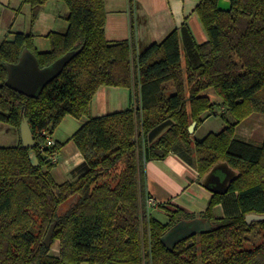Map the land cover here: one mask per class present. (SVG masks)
Returning a JSON list of instances; mask_svg holds the SVG:
<instances>
[{
    "label": "trees",
    "instance_id": "16d2710c",
    "mask_svg": "<svg viewBox=\"0 0 264 264\" xmlns=\"http://www.w3.org/2000/svg\"><path fill=\"white\" fill-rule=\"evenodd\" d=\"M20 1L29 5L33 25L47 0ZM58 1L67 8L68 27L47 33L49 50L36 51L31 32L0 43V122L19 134L26 119L34 142L0 147V264H264V220H246L264 215V139L235 135L242 120L264 115V0H228L229 12L217 9L218 0H199L193 12L204 42H196L184 21L139 54L129 40H106L104 0ZM24 48L40 67L79 51L29 98L4 85V63H16ZM103 86L127 88L129 107L91 117L93 96ZM206 90L221 102L212 103ZM215 107L224 108L225 126L194 139L189 125L195 121L197 130L216 115ZM65 116L84 120L69 139L83 160L58 183L52 158L62 144L46 143ZM166 120L172 125L149 143L148 133ZM170 153L193 166L198 181L218 162L236 177L197 214L162 205L168 220L161 222L146 204L145 165ZM217 205L222 216H215ZM196 218L209 230L171 250L165 246L170 227ZM55 243L57 255L51 253Z\"/></svg>",
    "mask_w": 264,
    "mask_h": 264
},
{
    "label": "crops",
    "instance_id": "0c3cea01",
    "mask_svg": "<svg viewBox=\"0 0 264 264\" xmlns=\"http://www.w3.org/2000/svg\"><path fill=\"white\" fill-rule=\"evenodd\" d=\"M198 2L199 0H104L106 12L105 38L111 42L129 40L132 43L134 52L139 54L150 44L161 41L170 31L186 21L192 30L196 42L202 43L207 38L206 33L197 15L193 12ZM20 3V0H0V43L6 39H11L13 33L21 31V29L20 31L19 29H13L16 22L19 21L20 7L29 17V6L26 4L21 6ZM44 5L40 9L33 25H30L27 19L28 32L34 35V47L38 52L50 49V43L46 37L48 32L54 30L58 33H64L68 27V24L66 26L63 21L60 22L58 27H55L54 24L55 29H50L49 23L41 24L42 21L47 20V17L53 18V14L55 23L57 18L66 19L67 14L65 9L61 11L59 6L61 4L59 3L55 4L54 7L51 6L54 8V12H49L47 10L48 6L43 9ZM27 8L28 10H26ZM22 24L20 22V28ZM37 26L41 28L40 31H37ZM21 32L27 33L25 31ZM129 105L130 96L127 88L103 86L93 96L90 105V116L98 117L125 110ZM65 118L63 119L64 121ZM76 121L78 127L84 122V120ZM78 127H76L75 131ZM73 133H71V136ZM53 134L52 140L54 142L64 145L68 141V137L61 139L56 130H54ZM66 145L56 154L55 166L51 171L54 180L58 183L69 180V172L83 160L81 154L73 145L67 154L72 159L69 167L58 170L59 156L63 154ZM145 170L146 192L157 204L165 202L168 206L172 204L173 207L183 208L195 214L203 211L208 205L211 192L203 188L199 183L196 169L186 164L175 154L170 153L162 160L146 163ZM183 195H186V197L182 198ZM56 244L58 247V243ZM57 251L58 249L55 252ZM55 254L57 255L58 252Z\"/></svg>",
    "mask_w": 264,
    "mask_h": 264
},
{
    "label": "water",
    "instance_id": "95a60500",
    "mask_svg": "<svg viewBox=\"0 0 264 264\" xmlns=\"http://www.w3.org/2000/svg\"><path fill=\"white\" fill-rule=\"evenodd\" d=\"M217 9L223 12H229L231 4L228 0H218ZM79 50L66 52L57 58L51 64L40 67L34 53L24 48L16 63H4L7 71V77L4 85L11 90L29 98H37L44 87L53 81L64 69L66 64L78 53ZM196 122H192L188 127V132L193 133ZM172 125L171 120H166L154 127L147 135L149 143L155 141L163 132ZM19 136L22 147L31 148L34 146L32 133L26 119H23L19 127ZM31 164L38 165V160L34 152L29 154ZM236 172L225 162L216 163L211 170L204 175L199 183L203 188L212 194H224L229 185L235 179ZM248 223L264 220V215L248 214L246 216ZM209 230V224L200 219L190 221H180L163 235L162 241L170 250L180 241L186 240L192 236L202 234ZM52 228L48 231L44 243L50 244Z\"/></svg>",
    "mask_w": 264,
    "mask_h": 264
},
{
    "label": "rangeland",
    "instance_id": "374dc122",
    "mask_svg": "<svg viewBox=\"0 0 264 264\" xmlns=\"http://www.w3.org/2000/svg\"><path fill=\"white\" fill-rule=\"evenodd\" d=\"M56 2L61 4V5H59L61 8V11L65 9L67 12V8H66L65 4L61 1H58V0H47L45 5H44L45 7H43V9H45L48 6L47 10H49V12H54V8H52V7H54L55 4H58ZM20 4H21V6L25 5L23 3H20ZM26 5H28V4H26ZM26 10H28V8ZM19 15L20 16H19L18 20L20 22H22L23 24L20 28V22L17 21L15 28H13V29L14 30L19 29V31L21 29V31L28 32L29 31L28 23H27V19L29 20L28 14L26 12L22 11V9L20 7ZM53 18H54V14H53ZM53 18L47 17V20L42 21L41 24H48L49 23L48 26L51 27L50 29H55V27H58L60 22L63 21V24L66 23V26H67L66 19L57 18V22L55 23L53 21ZM54 24H55V27H54ZM44 26H46V25H44ZM36 29H37V31L41 30V28L38 26ZM191 32H192V30H191ZM204 95H207L210 98V101L212 103L219 104L221 102L219 97L212 90H206ZM215 108H216V110H215L216 115H214V116L212 115V116H209L208 118L204 119V121L205 120L206 121L205 122L203 121L204 123L198 127L197 131L195 130L196 129V127H195V129L193 131L194 132V135H193L194 139H201V138L205 137L209 132H214V133L219 132L225 126L224 121L219 116V114L224 110V108L223 107H215ZM63 119L61 120L59 125L55 128V130L61 139H66L68 137V141H66V143L64 145H66L69 142L71 144H67L65 146L63 154H60L59 161H58L59 162L58 163V165H59L58 170H61V168L67 169L71 163L72 159L67 154L69 153V149L71 147H73L74 143L69 139L71 137V133H73V131H75L76 127H78L76 119L72 118L71 116L66 117L65 121ZM15 132H17V131L13 127H11L5 123L0 122V147H10L12 145H16L18 143L17 140H18L19 134L15 133ZM235 135L237 138L244 140V141L261 143L264 139V115L252 114L249 117H247L246 119L242 120L240 123H238L236 125ZM53 138H54V134H53ZM19 140H20V136H19ZM64 145H62L61 148ZM145 174H146V170H145ZM211 195H212V193H211ZM185 197H186V195L182 196V198H185ZM69 203H67L66 206H68ZM162 205H164V208L167 209V211L172 210L174 208L172 204H169V206H168L165 202H159L155 208H151V214L153 215L154 218L158 219L159 221L166 222L168 220V216H167V213L161 209ZM215 208H216L215 216H217V217L222 216L221 207L219 205H217ZM63 209L64 208H62L61 210H63ZM57 249H58V247H57V244L55 243L52 246L51 253L52 254L57 253V252H55Z\"/></svg>",
    "mask_w": 264,
    "mask_h": 264
},
{
    "label": "built area",
    "instance_id": "2783aa9c",
    "mask_svg": "<svg viewBox=\"0 0 264 264\" xmlns=\"http://www.w3.org/2000/svg\"><path fill=\"white\" fill-rule=\"evenodd\" d=\"M46 144H47L48 147H51V146L54 145V141L52 140V138H47V143ZM52 161L55 162V158H52ZM146 204H147L148 207H152L153 208V207L156 206L157 203L154 201V199L152 197H150V198H147Z\"/></svg>",
    "mask_w": 264,
    "mask_h": 264
}]
</instances>
